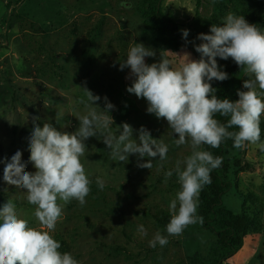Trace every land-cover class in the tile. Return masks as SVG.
<instances>
[{"label":"rangeland","instance_id":"obj_1","mask_svg":"<svg viewBox=\"0 0 264 264\" xmlns=\"http://www.w3.org/2000/svg\"><path fill=\"white\" fill-rule=\"evenodd\" d=\"M91 1L88 11L60 25L78 0H0V208L11 199L20 218L27 219L29 227L40 228L32 215L36 206L27 202L24 190L4 182L2 161L5 157L10 160L18 150L22 151L23 160H28L26 138L32 128V116L39 115L41 125L51 122L58 130L75 131L79 126L76 114H85L79 101L86 98L82 88L86 86L101 97L97 102L101 108L105 96L115 105L111 111L114 132L124 122L136 130L144 126L154 139L169 145L168 159L160 162L154 158L152 169L139 168L136 155L129 156L127 163L115 162L101 140L89 138L81 157L91 181L86 203L81 207L73 200L64 206L50 234L57 242L65 241V248L78 264H189V257L196 251L205 252L210 242V235L197 224L189 225L180 236L169 237L164 247L153 249L148 241L157 231L167 235L153 217L158 211L170 214L169 202L180 185L175 172L165 182V172L174 169L177 159L190 155L191 149L188 145L175 146L173 141L178 136L171 134L167 120L147 113V101L127 91L130 69L119 70V61L136 43L155 50V57L145 58L148 64L160 60V51L144 38L136 10L139 0ZM122 3L130 7H121ZM163 9L181 30H189L187 40L195 44L201 42L196 39L198 34L209 33L213 24L222 26L230 12L244 16L247 11L261 16L260 20L245 19L264 32V0H202L199 9L197 0H164ZM185 52L195 59L189 50L165 55L179 66L178 54ZM217 59L220 66L232 63L231 58ZM246 79L245 75L240 90H245ZM45 100L49 108H45ZM57 108L63 110L59 124L55 120ZM241 150L254 171L237 177L225 204L239 214L248 211L257 227L232 264H264V152L251 144ZM26 171L36 169L28 164ZM97 177L105 181L103 190L95 183ZM141 224L147 229V236L137 232Z\"/></svg>","mask_w":264,"mask_h":264},{"label":"clouds","instance_id":"obj_2","mask_svg":"<svg viewBox=\"0 0 264 264\" xmlns=\"http://www.w3.org/2000/svg\"><path fill=\"white\" fill-rule=\"evenodd\" d=\"M121 7L130 5L122 3ZM181 31L186 43H192L200 54L198 60L185 52L178 54L181 60L176 66L161 51L160 60L148 64L145 58L155 57V50L136 43L126 58L119 61V70L130 69L126 79L131 84L127 91L147 101V113L167 120L171 134L178 136L173 141L176 147L188 145L191 149L190 155L177 159L174 169L165 172V182L175 172L180 189L168 205L171 219L166 225L167 235L157 231L148 241L153 249L166 246L169 237L182 235L189 225L204 222L197 215L199 195L211 183L210 173L221 166L222 158L214 157L202 146L219 148L224 140L231 139L236 149L251 144L264 152L260 127L264 115V32L244 16L231 12L222 26L213 24L209 33L198 34L199 44L187 40L189 30ZM217 58H231L248 77L243 82L245 90L237 91L236 101L219 99L215 94L217 89L212 87V82L229 78ZM82 88L86 98H81L79 103L85 114H76L79 126L75 131L58 130L51 122L41 125V117L32 116V128L26 138L28 160L24 161L22 151L18 150L10 160L5 157L2 161L4 182L24 190L27 202L36 206L32 215L40 228L29 227L28 220L20 218L16 205L9 199L0 208V264H78L70 253L58 251L61 244L50 233L54 232L64 206L73 200L81 207L86 203L91 181L81 157L85 155L89 138L101 140L115 162L127 163L129 156L136 155L139 168L152 169L154 158L158 157L160 162L168 159L169 145L162 139H154L144 126L136 130L124 122L114 132L111 111L115 105L105 96L101 108L97 103L101 97L86 86ZM44 106L50 107L48 101H44ZM216 114L229 117L227 123H219L214 118ZM62 116V108H57V124ZM230 128L238 131H229ZM144 158H148L147 162H143ZM28 164L36 171H26ZM95 183L100 190L105 188L103 179L97 177ZM137 232L148 235L143 224L138 225Z\"/></svg>","mask_w":264,"mask_h":264},{"label":"trees","instance_id":"obj_3","mask_svg":"<svg viewBox=\"0 0 264 264\" xmlns=\"http://www.w3.org/2000/svg\"><path fill=\"white\" fill-rule=\"evenodd\" d=\"M73 12L60 21V25L68 23L79 13L90 9L91 0H78ZM164 0H139L136 6L137 13L142 21L143 35L148 43L165 54H177L189 50L200 58L192 43H186L180 25L163 9ZM202 0H197V8L201 7ZM246 19H261L255 13L244 12ZM64 20V21H63ZM221 70L229 74L223 82L213 81L212 87L217 89L219 99H239L237 91L245 76L243 70L232 61L231 65L221 66ZM221 124H226L229 117L219 114L214 116ZM261 135L264 134V122H261ZM229 131H238L230 128ZM204 150L209 151L214 157H221L222 164L211 171V183L204 186L199 195L197 215L203 217V224L197 226L210 235V242L205 252L196 251L189 257V264H232V260L243 250L250 234L256 231V221L248 213L241 214L232 211L225 204V198L234 190L235 180L241 173L253 172L254 169L244 158L245 152L233 147L231 139L224 140L219 148L204 145ZM239 151V152H238ZM238 152V154H236ZM155 224L165 233L166 225L170 222L171 214L158 211L153 217ZM187 229V228H186ZM185 229V230H186ZM61 247L58 251L62 254L69 250L65 248V241H58ZM120 250V249H119Z\"/></svg>","mask_w":264,"mask_h":264}]
</instances>
